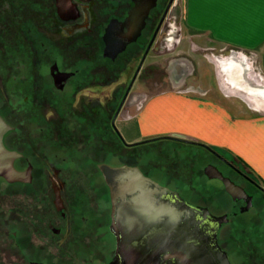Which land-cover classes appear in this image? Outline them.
<instances>
[{
  "label": "flooded vegetation",
  "instance_id": "1",
  "mask_svg": "<svg viewBox=\"0 0 264 264\" xmlns=\"http://www.w3.org/2000/svg\"><path fill=\"white\" fill-rule=\"evenodd\" d=\"M176 4L0 0V71L5 70L0 73V115L11 127L3 144L19 153L17 170L31 167L29 182L0 177L9 187L25 189L23 196L10 192L7 217L0 211L7 257L13 253L23 264H177L166 221L146 219L145 233L122 238L124 245H148L146 258L127 262L117 251L110 191L116 176L102 169L130 165L201 209L191 222L206 235L216 229L217 243L231 264V255L239 264H264V186L249 170L221 151L197 145L201 150H183L182 161L172 163L175 158L168 156L165 167L151 146L154 138L128 147L115 128L141 97L132 92L134 84L158 72L157 65L145 62L156 49H169ZM185 141L175 142L193 145ZM71 165L91 172L66 174ZM209 165L238 187L235 198L221 179L206 176ZM165 197L175 203L171 193ZM121 216L123 229L144 225L138 212ZM219 217L221 223L214 219Z\"/></svg>",
  "mask_w": 264,
  "mask_h": 264
},
{
  "label": "crops",
  "instance_id": "2",
  "mask_svg": "<svg viewBox=\"0 0 264 264\" xmlns=\"http://www.w3.org/2000/svg\"><path fill=\"white\" fill-rule=\"evenodd\" d=\"M177 20L198 40L190 49L230 52L196 69L170 64L165 83L116 121L118 131L127 143L177 136L219 149L264 186V0H182Z\"/></svg>",
  "mask_w": 264,
  "mask_h": 264
},
{
  "label": "water",
  "instance_id": "3",
  "mask_svg": "<svg viewBox=\"0 0 264 264\" xmlns=\"http://www.w3.org/2000/svg\"><path fill=\"white\" fill-rule=\"evenodd\" d=\"M11 127L0 115V177L6 182H29L31 180V167L24 171L14 167V160L19 153L7 149L3 144V135ZM175 140H185L182 137L168 136ZM136 144V143H135ZM103 173L116 176V183L110 187L112 210L115 213L112 230L117 237V251L122 254L127 262H136L146 258L149 246L141 244L133 246L124 245L125 233H145L146 219L150 222L161 223L171 227V257L177 264H231L227 253L217 243L216 234H204L200 227L191 222L190 218L200 213L197 209L187 204L177 192H170L151 178L143 174L137 166L122 165L119 167L106 166ZM208 178H219L223 181L225 190L233 197L238 189L228 179L222 177L216 167L209 165L204 169ZM171 193L175 203H170L166 195ZM58 198V195H56ZM204 210V209H202ZM138 212L144 217V225L127 228L122 227V214ZM218 223L222 218H214ZM168 220L170 223H168ZM131 221V220H130ZM137 226V225H136ZM153 237L155 230H153Z\"/></svg>",
  "mask_w": 264,
  "mask_h": 264
},
{
  "label": "rangeland",
  "instance_id": "4",
  "mask_svg": "<svg viewBox=\"0 0 264 264\" xmlns=\"http://www.w3.org/2000/svg\"><path fill=\"white\" fill-rule=\"evenodd\" d=\"M181 6H182V0H177L176 7L178 11L179 9H181ZM173 14L174 16L171 20L172 22L173 21L174 22L171 23L172 24L171 35L167 42V46L169 47V49H156V52H154L153 55L151 54L147 58L145 65L151 64V63L157 65L158 72L156 73L155 76L150 77L149 80H144L143 82H136L134 84L132 92H134L135 96H142L145 91L146 93H150L154 89H157V86H155L157 84H152V82L164 84L165 79L167 78V75L170 72L169 70L170 64L174 65L178 63V64H182L183 66L184 65L190 66V67L192 66L194 67V69H196L197 66H200L202 64L201 60L204 57L209 60L213 59L215 61L216 56H218V58H221L222 54L230 52V49H190L191 46L196 45L193 42L195 41L197 42L198 40L186 38L183 35V32L179 30L178 28L179 26V21L177 20L178 13L174 12ZM206 62L209 66V70L206 71V76L208 78L209 77L215 78L217 75L215 66L213 65V63H210L209 61H206ZM4 72L5 70L0 71L2 75ZM194 72H196V70ZM4 76L8 77L6 75ZM5 88L7 89V87ZM115 128L124 143L133 144V143H127L123 139V137L121 136L120 132L117 129L116 123H115ZM151 146L155 152L158 151L159 155H157V159L160 162V164L161 165L164 164L165 167L170 166L168 163L169 161H171V158L167 159L168 156H173L175 158V160H172V163H174L176 162V159L178 161H182L183 159H185L184 157L185 154L183 150L184 151L187 150L189 153L193 151L201 150L199 147L194 146V145H184V144L177 143V142L170 141V140L155 141L154 144H152ZM139 153H141V151H139ZM143 153L146 154V148L143 149ZM112 159L114 160V158ZM146 160L147 158L143 157L141 162L145 163ZM36 168L39 170L41 166H36ZM68 168H70V170L65 169L64 171L66 174H80V173H90L91 172V168L90 167L88 168L87 166L71 165ZM38 172L39 171H37V173ZM155 175L158 176V173H156ZM191 182L193 183V185H195L194 181H191ZM12 190L16 191V193L14 194L15 196L25 195L24 193H22L23 191H25L24 188H19V187L12 188V187L7 186L6 183L0 182V211L5 212L6 217L9 214L10 205H9L8 200L10 199L9 195ZM224 204H227V201L221 204V207ZM241 218H245V217L242 216ZM262 218L264 219V216ZM6 229L7 228H4L3 225H0V264H23V262L19 261V259L16 258L15 255H13V253H11L9 257L6 256L7 252L4 251V249H6L7 244H9L7 241V235L5 234ZM227 230L228 228L226 229V231ZM263 246L264 244L263 245L261 244L262 248H264ZM230 249H231V246L228 245V250ZM231 260L233 263L239 264V260L237 256L231 255ZM69 264H73V262H70Z\"/></svg>",
  "mask_w": 264,
  "mask_h": 264
},
{
  "label": "trees",
  "instance_id": "5",
  "mask_svg": "<svg viewBox=\"0 0 264 264\" xmlns=\"http://www.w3.org/2000/svg\"><path fill=\"white\" fill-rule=\"evenodd\" d=\"M160 140H170V141H177V140H175V139H171V138H168V136H163V137H157V138H154V139H152V140H150V141H160ZM185 140H187V141H185V142H189V143H191V144H193V145H197V146H199V147H203V148H209V149H215V148H213V147H208V146H205V145H203L202 143H199V142H197V141H194V140H188V139H185ZM138 144V143H137ZM137 144H126L128 147H130V146H133V145H137ZM215 150H217V151H220L219 149H215ZM222 152V151H221ZM224 153V152H223ZM226 154V153H225Z\"/></svg>",
  "mask_w": 264,
  "mask_h": 264
}]
</instances>
